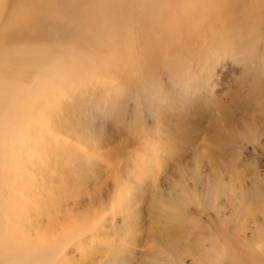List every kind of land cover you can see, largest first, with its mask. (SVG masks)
Masks as SVG:
<instances>
[{
  "label": "rangeland",
  "instance_id": "374dc122",
  "mask_svg": "<svg viewBox=\"0 0 264 264\" xmlns=\"http://www.w3.org/2000/svg\"><path fill=\"white\" fill-rule=\"evenodd\" d=\"M23 1L0 15L7 264H264V49L219 37L170 53L192 0H57L27 20ZM232 121L251 133L235 138ZM182 131L190 145L167 154ZM170 192L183 219L166 244L151 206Z\"/></svg>",
  "mask_w": 264,
  "mask_h": 264
},
{
  "label": "bare ground",
  "instance_id": "6f19581e",
  "mask_svg": "<svg viewBox=\"0 0 264 264\" xmlns=\"http://www.w3.org/2000/svg\"><path fill=\"white\" fill-rule=\"evenodd\" d=\"M56 1L57 0H25L22 2L21 5L17 6V8L15 10L17 11V14L21 15L23 18L26 17V20H27V18H32L33 16H36V15H39L40 13H43V11H46L49 8H53L52 6L56 5ZM208 3H210V5H207ZM9 4H10V0H0V15L5 12V10L7 9ZM192 4L194 5L193 19L192 20H186L185 22L180 23L181 24L180 25L181 26V29H180L181 33L184 32V34H181V35H183L182 38L186 41L180 40L179 41L180 43L176 42L178 44V45H176L175 42L174 43L172 42L173 41L172 39L175 36L168 35V38H165V41L163 44H165V45L168 43L174 44V46H168V47H170V50H169L170 53H174L176 55H178L180 53H183L185 55L189 54V53H194L199 49L198 48L199 45L206 44V41L210 43L213 39H215L217 41L216 43H220L221 41L218 42V40L216 39L219 37H221V39L225 38V39L229 40V42H232L233 45H235V47H238V48L242 47L247 51H253L256 48V46H259V45H260V47H262L264 49V37L261 40V38H260L261 34H259V31L260 32L264 31V0H192ZM19 15H17V16H19ZM114 15L116 17H119V12L118 11L114 12ZM226 32H229V34H225ZM176 35H178V34H176ZM221 45H223L224 48L226 46L225 44H221ZM209 46H210V44H209ZM219 46H220V44H219ZM131 61H132V59H131ZM131 61H129V63L125 66L126 68H131L130 73L135 71V66H133V63ZM120 62L123 65L122 62H125V61L120 60ZM130 73H129V76L127 75V77H120L119 76V80L123 84H126L125 79H126V81L130 80V83L133 86L136 84L135 82L137 80L136 79L133 80L132 79L133 75L131 74V76H130ZM262 108H264V107H262ZM263 112H264V109L262 110V113ZM221 118H224V117H221ZM228 120H229V118H228ZM226 123H227V121H226ZM230 124H231L230 131H231V133H233L235 138L245 137L247 134L249 135L252 131L251 130L252 128H250L251 125L248 126V124H245L246 127L244 126L243 128H235L233 126V124H234L233 121ZM255 124L256 123L252 122L253 127L256 126ZM218 125L212 124V131H213L212 133L215 136L214 137L215 140L220 139L218 136H220L221 130L219 129ZM221 126H223V125H221ZM190 141H191V137L188 135V132H186V131L179 132L175 135L167 136L166 141H165L167 143V144H165L166 145V153L172 154V153H174V151H176L178 149L179 150L183 149L184 146H187L190 143ZM172 156L173 155H171L170 157H172ZM175 170L180 175V178H182L184 180V172L182 171V168H180V166L178 165L175 168ZM191 176L193 177L194 180H198L197 178H199V174H198L197 170L193 171ZM182 179H177L179 181H177L176 184H178V185L183 184L182 182H180ZM54 190L56 192V189H54ZM93 193H94L93 197L96 196L95 193H97V192H95V189H94ZM174 194L175 193L170 192L169 197L168 198L166 197V200L162 199L164 201V204H161L159 206L155 201L154 204L151 206L152 212H153V214H155L154 216L157 215L158 219H160V220L162 219L163 221L166 222V224L169 225L168 228H166L167 230H161L160 231L158 229L155 230V228H152V230H151L153 236L155 235L157 241L163 240V241H166L165 242L166 244L167 243L170 244L171 241L173 240L174 236H175V233H177V231L180 230L179 227H180V225L182 223V219H183L182 214L180 215V213L182 211V209L180 207L181 204L178 201L173 202L174 199L170 198L171 196L175 197ZM240 194H241V199L244 200L245 193L244 194L240 193ZM55 197L57 198V196H55ZM46 205H47V203H46ZM174 206H175V208H174ZM257 206H258V204H257ZM61 207L62 206H60V208ZM250 208H251V206H250ZM263 214H264V211L262 210L261 215H263ZM9 216H11V215L9 214ZM9 216H8V218L10 219ZM263 220H264V216H263ZM4 227H6V230H8V232L10 234L9 239L11 238V241H12L13 238L16 237L15 228H13L12 225H10V224H7L6 226L4 225ZM18 242H20V244L25 243V241H18ZM24 246H26V243L23 245V248H22V250L25 252L27 247L24 249ZM2 259L6 261V264L10 261L9 258H5L2 255V256H0V264H2V262H3Z\"/></svg>",
  "mask_w": 264,
  "mask_h": 264
}]
</instances>
